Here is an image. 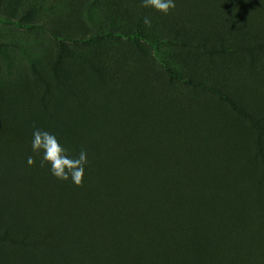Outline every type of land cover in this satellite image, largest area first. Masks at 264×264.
Segmentation results:
<instances>
[{"label": "rangeland", "instance_id": "obj_1", "mask_svg": "<svg viewBox=\"0 0 264 264\" xmlns=\"http://www.w3.org/2000/svg\"><path fill=\"white\" fill-rule=\"evenodd\" d=\"M175 3L0 0V264H264V0ZM34 127L87 152L80 186L41 164ZM155 181L197 208L151 219ZM210 182L238 200L225 221L198 211ZM121 184L131 209L104 196Z\"/></svg>", "mask_w": 264, "mask_h": 264}, {"label": "trees", "instance_id": "obj_2", "mask_svg": "<svg viewBox=\"0 0 264 264\" xmlns=\"http://www.w3.org/2000/svg\"><path fill=\"white\" fill-rule=\"evenodd\" d=\"M251 96L254 97V94H250ZM234 109L240 114L245 117H248L247 114L243 113L240 108L233 106ZM254 124V123H253ZM255 125V124H254ZM256 128L264 133L263 127L259 126V124L255 125ZM12 130V129H11ZM5 132L7 135L5 138H10L12 137L11 133L8 131ZM1 146V145H0ZM6 156V152L4 148H0V169H7L8 168V163L5 162L4 158ZM10 173V176H12V173ZM91 177H87L86 184L84 186V191L89 195V197H84L83 201L84 203H88V207L92 205H97V202H99L98 198V188L95 185V179L99 180V177L97 179V176H95V179L89 180ZM109 176H105L104 180L108 181ZM11 179L6 182L10 183ZM100 181V180H99ZM54 184V183H53ZM130 188L129 185L126 184H121V187L113 193L112 197L109 196L108 190L103 189L104 196L110 197L111 201L115 203L117 206H123L127 209H131L133 202L128 201L130 204L124 203L125 201V196L123 194V191H127ZM165 190V191H164ZM142 196L138 200L139 202V207L141 205L149 206L152 211H156V208L160 209H165V214L162 215H151V219H155L157 221H164L166 222L168 218H176L180 219L181 218V212L187 208H197L195 204L189 203L185 198H182L181 196H176L173 194L174 192H167L165 189V185L163 182L159 184L156 181L149 184L147 189L142 190ZM72 188L69 186V190L67 193H71ZM198 196V199L201 200V203H203L202 206L198 208V211L200 214H203L206 218L207 221H210L212 218H217L219 219L218 221H223L225 217H227L228 213H232L230 210V205L232 203H235L238 201L236 196L233 198V195L231 193L230 188L227 185L224 184H219L216 182H210L209 184L201 187L199 191L196 194ZM181 197V198H180ZM180 198V199H179ZM180 203L179 206L175 207L177 203ZM63 205V204H62ZM143 208V207H142ZM178 208V210L176 209ZM230 209V210H229ZM154 214V213H153ZM185 217L189 218L187 214H185ZM225 221V220H224ZM249 224L251 225L250 227H253V229H256L259 223L256 221H250L248 220Z\"/></svg>", "mask_w": 264, "mask_h": 264}, {"label": "clouds", "instance_id": "obj_3", "mask_svg": "<svg viewBox=\"0 0 264 264\" xmlns=\"http://www.w3.org/2000/svg\"><path fill=\"white\" fill-rule=\"evenodd\" d=\"M142 7L152 8L158 13L168 15L176 7L175 0H142ZM143 23L151 26V20L145 16ZM32 152L40 157L41 164H47L51 174L58 180H71L76 186L83 183L86 165L88 164V154L81 150L77 158H71L67 154V149L60 143L57 137L39 128H33L31 139ZM29 166L34 165L32 156L27 159Z\"/></svg>", "mask_w": 264, "mask_h": 264}]
</instances>
